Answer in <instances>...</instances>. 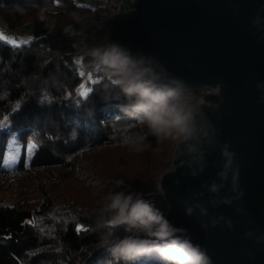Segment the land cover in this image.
<instances>
[{"label": "trees", "instance_id": "obj_1", "mask_svg": "<svg viewBox=\"0 0 264 264\" xmlns=\"http://www.w3.org/2000/svg\"><path fill=\"white\" fill-rule=\"evenodd\" d=\"M95 15L73 0H0L8 38L31 29L19 47L0 41V165L21 146L17 162L0 167V264H107L95 221L106 195L121 190L117 180L169 218L158 180L178 142L135 119L137 96L126 97L102 67H94L102 80L87 73L85 82L91 60L73 65ZM30 141L37 147L26 166Z\"/></svg>", "mask_w": 264, "mask_h": 264}, {"label": "water", "instance_id": "obj_2", "mask_svg": "<svg viewBox=\"0 0 264 264\" xmlns=\"http://www.w3.org/2000/svg\"><path fill=\"white\" fill-rule=\"evenodd\" d=\"M129 5L112 20L110 42L143 60L137 68L147 69L146 79L170 89L219 91L217 106L195 114L193 136L178 144L172 172L158 181L168 219L206 249L212 264H264V241L257 242L264 235V103L258 102L264 89L257 87L264 83V0ZM225 143L235 153L238 181L223 167Z\"/></svg>", "mask_w": 264, "mask_h": 264}, {"label": "clouds", "instance_id": "obj_3", "mask_svg": "<svg viewBox=\"0 0 264 264\" xmlns=\"http://www.w3.org/2000/svg\"><path fill=\"white\" fill-rule=\"evenodd\" d=\"M264 11V8L261 9ZM254 23H258V18ZM93 66L100 65L111 84L122 86L126 97L135 94L132 105L133 117L146 124L158 138H171L178 143L189 140L195 131L194 109L191 93L183 95L177 89L154 83L155 77L145 78L147 69H138L129 50L118 43H107L89 50ZM264 89V83H258ZM259 103H264V98ZM224 169H233L235 153L225 143L221 148ZM226 179V173L219 174ZM239 179V167L233 169V180ZM117 188L104 198L95 230L99 233L98 248L103 249L110 259L107 264H212L211 258L199 244L192 242L186 229L175 227L155 203L145 198L140 191L116 181ZM216 188L213 186L212 191ZM188 208L186 214L191 215ZM213 226L215 224L213 223ZM230 226V224H229ZM124 235H116L119 229ZM251 235V233H249ZM264 241V235L257 242Z\"/></svg>", "mask_w": 264, "mask_h": 264}, {"label": "built area", "instance_id": "obj_4", "mask_svg": "<svg viewBox=\"0 0 264 264\" xmlns=\"http://www.w3.org/2000/svg\"><path fill=\"white\" fill-rule=\"evenodd\" d=\"M83 6L96 15L92 27H91V43L89 45H82V47L76 52L72 59L73 65L77 66L82 60H91L88 55L91 48L96 46H102L110 43V24L112 20L118 16L125 15L131 11L130 0H81ZM50 28H53L52 26ZM12 39H17L14 33L8 34ZM79 61V63H77ZM98 65V64H97ZM96 66V65H95ZM92 62L90 61L85 66V70L91 77L102 80V74L95 71ZM101 67L100 65H98ZM179 90V89H177ZM182 94H192L194 97L191 101V107L194 109L195 114L203 107L217 106L219 91L216 87L204 86L198 89H180Z\"/></svg>", "mask_w": 264, "mask_h": 264}, {"label": "snow or ice", "instance_id": "obj_5", "mask_svg": "<svg viewBox=\"0 0 264 264\" xmlns=\"http://www.w3.org/2000/svg\"><path fill=\"white\" fill-rule=\"evenodd\" d=\"M0 39H3L5 40L6 42H9L11 43L13 46H16V47H19L21 46L22 43H26L27 41L25 42H17L15 40H11L10 38H7V37H4V36H0ZM77 63H79V61H77ZM80 75H84L83 72L80 73ZM83 85H81V89H83ZM80 95L83 97V96H86L87 95V92L85 91H81L80 92ZM3 124H0V129L3 128ZM37 145L35 144V142H29L24 151H25V165L27 166L29 160L31 159V156L34 154V151L36 149ZM21 151V146L20 145H16L13 147L11 153H7L6 154V157H5V163L4 165H0V167H4V166H8L10 167L11 165L15 164L19 158V153ZM78 231H80L81 229L78 228L77 229Z\"/></svg>", "mask_w": 264, "mask_h": 264}, {"label": "rangeland", "instance_id": "obj_6", "mask_svg": "<svg viewBox=\"0 0 264 264\" xmlns=\"http://www.w3.org/2000/svg\"><path fill=\"white\" fill-rule=\"evenodd\" d=\"M73 2H74V4H76L77 6H79V7H83V2L81 1V0H73ZM14 3V5H17V2H13ZM25 4H29L30 2H24ZM2 4H3V2H2ZM4 27H3V23H2V21H1V19H0V36H4V37H7L4 33H3V31H2V29H3ZM8 38V37H7ZM30 39H31V29H30V26H27L26 28H25V32L23 33V34H21L20 35V40L21 41H27V42H29L30 41ZM12 40V39H11ZM0 41H3V42H5V43H7V44H9V45H11V46H13L11 43H9V42H6L5 40H3V39H0ZM21 41H19V42H21ZM13 47H16V46H13ZM84 77H85V82H90L91 81V79L89 78V76H88V74H87V72L84 70ZM83 89H84V87H83ZM84 91V90H83ZM179 144V143H178ZM178 144H177V146H178ZM177 146L175 147V149L177 148ZM174 149V150H175ZM174 152V151H173ZM172 156H173V153H172ZM172 164V163H171ZM172 166H170V168H169V170H168V172H172ZM167 172V173H168ZM159 181V180H158ZM159 184V183H158ZM157 192H158V190H157Z\"/></svg>", "mask_w": 264, "mask_h": 264}]
</instances>
